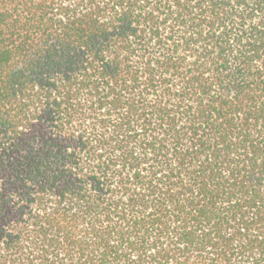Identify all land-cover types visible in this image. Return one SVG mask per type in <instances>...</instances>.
I'll return each instance as SVG.
<instances>
[{
	"label": "trees",
	"instance_id": "trees-1",
	"mask_svg": "<svg viewBox=\"0 0 264 264\" xmlns=\"http://www.w3.org/2000/svg\"><path fill=\"white\" fill-rule=\"evenodd\" d=\"M0 264H264V0H0Z\"/></svg>",
	"mask_w": 264,
	"mask_h": 264
}]
</instances>
